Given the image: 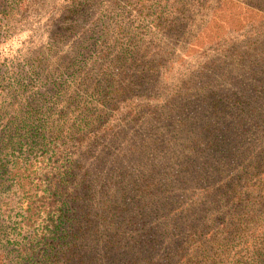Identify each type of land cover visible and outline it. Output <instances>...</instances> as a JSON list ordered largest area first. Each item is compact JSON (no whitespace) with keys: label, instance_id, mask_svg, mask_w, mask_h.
Segmentation results:
<instances>
[{"label":"trees","instance_id":"16d2710c","mask_svg":"<svg viewBox=\"0 0 264 264\" xmlns=\"http://www.w3.org/2000/svg\"><path fill=\"white\" fill-rule=\"evenodd\" d=\"M224 1L257 21L195 47ZM89 2L54 0L35 83L0 85V191L29 232L0 264H264V0ZM176 51L190 68L155 85Z\"/></svg>","mask_w":264,"mask_h":264},{"label":"rangeland","instance_id":"374dc122","mask_svg":"<svg viewBox=\"0 0 264 264\" xmlns=\"http://www.w3.org/2000/svg\"><path fill=\"white\" fill-rule=\"evenodd\" d=\"M53 1L32 0L33 6L31 8L24 6L20 8L17 5V0H0V85H18L16 77L19 74L25 75V79L22 81L23 84L33 85L35 83L32 81L33 77L31 75H26L29 68L25 60L27 56L32 58L35 55L37 42L43 41L46 24L54 15ZM89 4L90 7L92 6L91 9L110 8L113 5V0H90ZM52 20L53 24L59 21L55 18ZM209 21H211L210 24L204 28L195 40V47L203 44L206 46L211 42L213 44L219 39H232V36H237V34L241 38L244 33L239 32L244 31L251 23L257 21V17L252 12L240 7V5L224 1L213 17L209 18ZM135 24L133 23V25ZM182 39L178 38L174 41L178 48L183 45ZM28 42H30L29 45ZM193 51H195L194 48ZM181 56L182 54L176 51L163 57L159 71L155 74V77H152L157 80L155 85H175L180 82L179 78L183 77L184 70L190 68L188 65L190 63ZM12 73L15 74V78ZM0 194L1 252L6 249V245L10 240L13 242L29 232L20 228L19 225L17 226V221L22 218L25 203L14 204L16 198L10 200L11 196L7 188L1 189ZM24 222H27V220ZM13 248L17 247L13 246Z\"/></svg>","mask_w":264,"mask_h":264}]
</instances>
